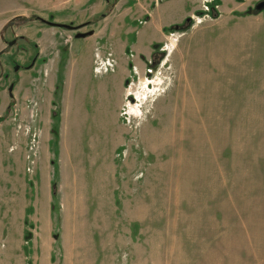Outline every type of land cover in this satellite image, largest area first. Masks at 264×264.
Listing matches in <instances>:
<instances>
[{"label":"rangeland","instance_id":"rangeland-1","mask_svg":"<svg viewBox=\"0 0 264 264\" xmlns=\"http://www.w3.org/2000/svg\"><path fill=\"white\" fill-rule=\"evenodd\" d=\"M260 1L0 0V264H264Z\"/></svg>","mask_w":264,"mask_h":264},{"label":"crops","instance_id":"crops-1","mask_svg":"<svg viewBox=\"0 0 264 264\" xmlns=\"http://www.w3.org/2000/svg\"><path fill=\"white\" fill-rule=\"evenodd\" d=\"M262 191H264V187H262ZM262 196H260L258 199L259 200H263V198L264 197H262ZM241 223V222H240ZM243 223V222H242ZM239 226V225H238ZM245 225L243 224V225H241V226H239V227H244ZM236 227V226H235ZM240 235H238L237 236V240H240V237L241 236H243V233H239ZM242 234V235H241ZM245 235H247V237L248 238H250L248 235L249 234H247V233H245ZM244 235V236H245ZM243 236V237H244ZM247 238V240L249 241V239ZM245 239H246V237H245ZM112 246V252L110 253V256H108V258H110V260H109V264H125V262L123 261V260H121V258L119 257V254H120V251L122 250V251H124V249H125V244H124V242H122L121 240H120V236H118V239H115L114 237H113V235H111V237H110V239H109V241H108ZM249 245H250V243H249ZM249 247V246H248ZM109 249V248H108ZM116 249H118L119 251L117 252L116 251ZM109 251H111V249H109ZM252 252L251 251H249L248 249L247 250H245V252L244 251H241L240 252V255H241V258L239 257V255H238V259H243L244 261H243V263L242 264H249V260H252L254 257H253V255L251 254Z\"/></svg>","mask_w":264,"mask_h":264},{"label":"flooded vegetation","instance_id":"flooded-vegetation-1","mask_svg":"<svg viewBox=\"0 0 264 264\" xmlns=\"http://www.w3.org/2000/svg\"><path fill=\"white\" fill-rule=\"evenodd\" d=\"M260 2H264V0H261ZM259 2V3H260ZM258 4V3H257ZM256 4V5H257ZM255 5V6H256ZM254 10H255V7H254ZM40 23H43V24H45V25H48V26H51V27H55V28H60V29H67V30H69V31H71V32H73L74 33V35H76V34H78V33H84V32H79V30L81 29V28H83V27H85L86 25H73V24H69V25H71V27L70 28H65V27H60V26H57V25H51V24H48V23H46L45 21H49V22H52V21H50V20H47V19H44V18H41L40 16H38L37 18H36ZM43 20H45V21H43ZM52 23H56V22H52ZM35 61V58L32 60V62H34ZM9 88H10V86L8 87V93H9ZM9 95H10V93H9ZM11 96V95H10Z\"/></svg>","mask_w":264,"mask_h":264},{"label":"water","instance_id":"water-1","mask_svg":"<svg viewBox=\"0 0 264 264\" xmlns=\"http://www.w3.org/2000/svg\"><path fill=\"white\" fill-rule=\"evenodd\" d=\"M262 9H264V2H260V3H258L256 6H255V11H257V12H259V11H261ZM43 21H45V20H43ZM46 23H48V24H51V25H57V26H60V27H65V28H70L71 27V25H65V24H58V23H52V22H49V21H45ZM93 32L92 31H88V32H85V33H78V34H76L75 35V38H82V37H86V36H89V35H91ZM13 42L14 41H11V42H9V45H11V44H13ZM11 89H12V87L10 86V88H9V93H10V95H11Z\"/></svg>","mask_w":264,"mask_h":264}]
</instances>
